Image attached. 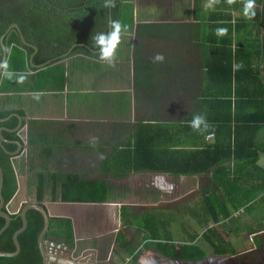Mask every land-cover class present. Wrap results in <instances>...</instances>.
I'll list each match as a JSON object with an SVG mask.
<instances>
[{"label":"trees","instance_id":"1","mask_svg":"<svg viewBox=\"0 0 264 264\" xmlns=\"http://www.w3.org/2000/svg\"><path fill=\"white\" fill-rule=\"evenodd\" d=\"M201 0H195L197 7ZM105 0H0V35L6 27L18 23L25 39L37 46L33 56L35 64L42 63L66 51L74 43H84L75 46L70 54L82 53L96 58L97 50L92 46L91 37L95 32L108 31V18L120 19L123 14L121 0H115L105 7ZM255 15H248L257 28L264 30V5L254 10ZM227 21L210 25L214 31L226 29L225 37L213 34L210 42L205 43L204 53L201 55L203 68V86L201 87L200 110L206 116L211 128L206 133H198L189 127L192 116L181 121L163 122L148 119L138 122L135 133L124 143V147L116 151L106 160L107 168H114L118 174L136 171L165 172L174 177L181 175H200L209 173L208 183L201 190V198L196 206H183L179 209L185 212L199 225H205L201 236L212 247L216 254H234L235 249L230 243V232L220 220L230 217L231 212L227 202H231L236 209L235 199L231 196L232 185L237 182L247 184L259 190H264V174L262 179H245L247 175L255 177V171H261L257 166L259 152H264V143L258 141V133L264 128V77L259 65L252 62L254 55L264 51V38L255 37L239 40L234 46L233 31L240 27H247L243 13L237 18L240 25H233L232 14H223ZM127 22V20H125ZM235 32V33H236ZM6 47L10 50L4 73H0V117L12 112L24 115L22 109L3 107L7 99L16 100L21 91L62 89L67 81L62 64L55 63L38 69L35 72L33 84L28 87L22 81L23 72L31 66L27 63L33 49L22 44L15 29L4 38ZM2 50L0 46V59ZM135 68L137 62L135 61ZM32 70H35L34 68ZM136 76V71H135ZM32 79V80H33ZM18 123L15 116L0 122L7 128H14ZM53 122L48 120H29L27 123V142L34 150H40L39 156L53 154L51 147ZM24 126V121L22 123ZM6 138L4 146L14 151L15 140L22 141L18 131L3 130ZM212 134L207 138V135ZM47 144V146H46ZM31 161V169L34 164ZM0 166L3 171V185L1 193L4 207L12 199L18 188L17 175L13 157L5 153L0 147ZM254 169V170H250ZM58 178L57 175L36 172L37 179H30L29 184L35 187L36 198L42 200L47 189L50 198L63 201L103 202L109 199L107 185L104 181L78 180L68 175V179ZM218 190L222 194L218 193ZM161 210V209H160ZM159 209L146 210L135 214L126 206L120 207V214L126 226H134L135 238L139 241L129 244L122 233H118L113 250L112 262L123 264L125 259L122 251L131 255V264L137 257L136 248L139 244L175 259L197 260L206 255L195 239L196 234L187 232L189 241L177 244L174 241L170 223L174 215H165ZM27 227L18 234L20 251L16 256H0V264H42L41 253L37 244V237L43 226V218L36 209L26 212ZM211 225H208L209 222ZM4 218L0 216V227ZM21 218L17 213L11 214L8 227L0 235V251H13V232L21 226ZM51 231L47 238H63L67 243H73L71 220L66 217H51ZM182 229L184 227L182 226ZM251 229L250 234L263 230ZM256 238V239H255ZM258 244V236L254 235ZM58 241V240H57Z\"/></svg>","mask_w":264,"mask_h":264},{"label":"crops","instance_id":"2","mask_svg":"<svg viewBox=\"0 0 264 264\" xmlns=\"http://www.w3.org/2000/svg\"><path fill=\"white\" fill-rule=\"evenodd\" d=\"M245 2L246 0H231V3L229 0H201L197 7L195 0H121L122 8H124L122 11L123 22L128 24L130 34L124 37L118 49L115 66H108L93 55L69 53L56 62L62 64L65 69L67 81L62 89L49 88L42 91L28 88L18 94L20 95L18 99H7L3 107L22 109L29 120L52 121L54 123L53 136L60 133L61 127L66 121L94 122L99 120L100 100L105 94L123 98L111 100L109 102L111 110H116L122 102L131 105L132 111L139 104H146L145 107L149 103L178 106L175 107L177 112L187 111L186 115L179 120L181 121L200 110L199 94L203 86L202 72L204 70L198 63L201 62L205 43L210 42L213 34L225 37L223 35L225 33L214 31L210 25L213 21L216 23L227 21V17L223 14L229 11L233 16L232 24L240 25L236 17L239 12L245 15ZM263 5L264 0H255L253 11ZM244 17L248 26L240 27L237 32L233 31V46L239 40L255 39L258 36L264 38V30L257 28L248 15ZM156 53L164 55L165 59L162 63L153 62ZM258 58L259 60H257ZM260 58L264 59V51L254 55L252 62L259 65L264 77V63H261ZM135 61L137 68H135ZM33 68L30 67L22 73V81L28 87L36 79L33 77L38 69L32 70ZM1 95H3L2 92H0ZM37 96L39 99H36ZM197 105L199 106L198 110ZM172 119L158 120L174 122ZM18 133L25 141L27 124ZM258 141L264 143V128L258 133ZM24 152L13 158L17 182L20 186V190L16 194L18 199L12 198L8 203V206H11L9 210L13 213L17 212L27 197L31 196V189L28 187L26 179L21 180L23 179L22 165L26 170L23 160ZM257 166L261 168V171H255L254 178L247 175L245 179H262L260 177L264 174V152L262 151L259 152ZM202 175L188 176L191 179H200L201 177L207 179L208 175ZM236 184L238 187L242 186L244 194H231L237 208L235 209L231 202H227L228 208L230 205L237 212L246 209L248 202H256V207L264 210V190L250 186L252 181L247 184L240 182ZM250 192H253L252 197H248ZM239 202L240 206H238ZM46 204L51 216L66 217L71 220L73 243L66 244L72 247V250L69 253L60 250V253L76 254V263L80 261L81 264H85L82 262L83 254H92L99 264H115L112 262L115 239L118 233L125 234L124 230L129 227L121 219L119 203L65 201L47 202ZM112 205H118V207H111ZM223 221L221 222L224 224ZM262 227L264 225L256 228L251 227L248 233L251 229ZM226 229L229 232L227 227ZM263 232L264 229L251 235L254 237V235L257 236ZM154 249L153 247L147 248L140 255L139 260H132L131 264H175L171 261L161 260L160 254L162 253ZM122 256L125 259L123 264L132 259L131 255L123 251ZM153 258H156L157 261H152ZM182 262L186 263L189 260ZM177 264H181V261Z\"/></svg>","mask_w":264,"mask_h":264},{"label":"flooded vegetation","instance_id":"3","mask_svg":"<svg viewBox=\"0 0 264 264\" xmlns=\"http://www.w3.org/2000/svg\"><path fill=\"white\" fill-rule=\"evenodd\" d=\"M114 98L117 97L105 94L100 100L99 120L97 121H66L61 127L60 133H56L52 138V142L48 144L53 154L39 156L40 150H34L32 145L28 144L26 138L28 147L24 149L23 156L26 170L23 165L22 168L24 171L23 179H26L27 185L31 189L30 195L32 196L35 192V187L29 184V181L30 179H37L36 172L42 170L45 173L58 176V178L51 176L49 179H68V175H71L78 180L104 181L109 193L107 201L119 202L120 207L129 206L134 213H140L155 206L166 212L171 211L180 214L179 209L185 206L186 203L180 206L176 203L191 197L196 190L201 191L203 187L200 186V183L207 180L196 179L199 183L192 188L191 183L188 182L192 180L191 178L183 183L178 178L180 176L169 175V179H155L153 173H151L154 171H130L125 174H118V171L114 168L106 167V160L124 147V143L135 133L139 121L148 118L171 120V118H174V114L177 115L175 107L149 103L147 107H145L146 104H139L132 111L130 109L131 105L122 102L116 110H111L109 102ZM120 98L122 97L117 98V100H120ZM93 136L99 138L95 147L89 143V138ZM30 160L34 164L33 169L30 168ZM181 185H183V188ZM59 196L57 200L60 198ZM47 198H50L49 189L46 190L42 200ZM124 236L127 243L136 242L135 237L130 238L126 233ZM50 238L67 243L63 238ZM116 241L117 237L114 246ZM185 242L188 241L182 243ZM142 245L139 244L136 252L143 247ZM139 258L140 255L134 261L139 260ZM176 260L181 261V264H220L218 259L215 261V259L206 255L197 260L189 259V262L186 263L182 261L188 259ZM152 261H157V259L153 258Z\"/></svg>","mask_w":264,"mask_h":264},{"label":"water","instance_id":"4","mask_svg":"<svg viewBox=\"0 0 264 264\" xmlns=\"http://www.w3.org/2000/svg\"><path fill=\"white\" fill-rule=\"evenodd\" d=\"M114 0H112L113 2ZM112 20L111 19V14H109V21ZM15 29L19 35V38L22 42V44L29 46L33 49V52L29 55L28 59H27V63L34 68L37 69H41L44 67H47L48 65H52L54 63H56L57 61H59V59H61L62 57H64L65 55L69 54L70 51L73 49V47L75 46H79V45H84L87 48L91 49L89 46H87L84 43H74L72 44L65 52H63L62 54L55 56L53 58L47 59L46 61L39 63V64H35L33 62V56L34 54L37 52L38 48L36 45L29 43L18 23L13 22L11 24H9L6 29L3 31V33L0 35V46H1V50H2V56L0 59V73L2 74L4 72V67L6 64V60L9 54V49L6 47L5 43H4V38L6 35H8V33L12 30ZM108 30H109V23H108ZM93 51H98L97 50H93ZM10 116H15L18 120L17 125L10 129L7 128L6 126L0 125V147L4 150L5 153L9 154L10 156H12L13 158L16 157L17 155H19L21 152L24 151V149H26L28 147V144L26 142V140H22V141H13L17 147L14 151H9L5 148L4 146V142H6V138L3 136L2 131L3 130H10V131H18L21 130L22 123L24 121V125H26L29 121L28 116L25 115H20L17 112H12L9 115L5 116V117H0V122H3L5 120H7ZM138 124L136 125L137 128ZM153 173L154 178L156 179H169V175L168 173L165 172H151ZM2 185H3V171L2 168L0 166V216L4 218V223L3 225L0 227V235L1 233L8 227L10 220H11V214L13 212H11L8 208V204L6 205V210L3 209L4 207V198L3 195L1 193L2 190ZM20 190V186L18 183V188L15 192V194L13 195L12 198H14L17 194V192H19ZM11 201V200H10ZM9 201V202H10ZM47 202H65L63 201L61 198H59L58 200H52L51 198H47L41 201H38L36 198V193L34 192L32 194V196L27 197V199L25 200L24 203H22V205L20 206L19 210L15 213H17V215L21 218V226L16 229L13 232L12 235V240L14 243V250L13 251H0V256H6V257H13L16 256L19 251H20V243L18 241V234L21 233L22 231L25 230V228L27 227V217H26V212L29 209H36L40 212V214L42 215L43 218V226L42 229L40 230L38 237H37V244L41 253V257H42V264H81L80 261H78L76 263V254H72L69 255L67 253L61 252L62 251H66V252H71L72 247H70L69 245H67L64 242L61 241H57V240H51L46 236V233L51 231L50 228V220H51V216L49 214V211L47 210ZM67 202H72V201H67ZM98 203H119V202H115V201H103V202H98ZM57 249H59V251H57ZM82 262H85V264H92L94 261H96V259L94 258V256L92 254H83L82 256ZM160 258L161 260H165V261H171L174 262L175 264H177L179 262V260L170 258L169 256L160 254Z\"/></svg>","mask_w":264,"mask_h":264},{"label":"rangeland","instance_id":"5","mask_svg":"<svg viewBox=\"0 0 264 264\" xmlns=\"http://www.w3.org/2000/svg\"><path fill=\"white\" fill-rule=\"evenodd\" d=\"M257 60H259V58ZM260 60L262 61L261 63H264V59L262 60L260 58ZM169 106L172 108L178 107L175 105H169ZM198 109H199V106L197 105V110ZM185 112L187 113V111ZM185 112L180 111L179 113L176 111L177 115L174 114V118L172 119V121L173 120L179 121L184 115H186ZM21 173H22V178H23V174H24L23 168L21 170ZM203 175H209V173H204ZM178 178L183 183L187 182L190 179L188 175H185V176L181 175ZM196 179H192L188 181L189 183H191L190 186H192V188L194 186L196 187V185H198L199 183L198 180ZM200 179H204V177H201ZM21 180L24 181L25 179H21ZM205 180L207 181L204 183H200V186L202 185L203 188L208 183V179H205ZM181 186L183 188V185ZM218 193L222 194L221 191L219 190H218ZM236 193L239 195L244 194L242 192V186L238 187L237 184L232 185L231 194L234 195ZM252 194L253 192H250L248 197H252L253 196ZM200 198H201V191L196 190L194 194L191 195V197H188L187 199H184L183 201L177 202L176 204L180 206L186 203L184 204L185 206L187 205L196 206ZM16 199H18L17 196L14 197V200ZM256 204H257L256 202H248L247 203L248 207L246 209H241V210H238L237 212H235L232 206L229 205L230 207L229 209L231 211L230 217L226 219H224L222 216L220 217V220L221 221L224 220L223 222L230 232L229 236H230L231 241L230 240L229 241L230 243H232L231 246H233V248L235 249L234 254H225V255L215 254L212 247L204 240L203 236H201V233L204 230L205 225H199L197 221L195 219H192L190 216H188L186 212L184 215H182V218L180 217L181 212L180 214H177L176 212H171V211L166 212L164 210H160L159 212L164 213L165 215H169V214L174 215L175 217H177L175 219H179V220L172 221L169 226L170 229L172 230L173 238L176 242L182 243L184 241H189L190 239L188 237L187 232L190 234H196L197 239H195V242L204 249V251L206 252V256L209 258L211 257L212 259H215V261L218 259L220 264H264V232L257 235L259 239L258 244L255 242L256 240L253 239L254 237L250 233H248L251 227L256 228L261 225H264V210L263 209L260 210L258 207H256ZM240 205L241 203L239 202L238 206ZM114 206L118 207V205H114ZM114 206L112 205L111 207H114ZM10 207L11 206H8V208ZM170 207L173 208L172 206ZM127 208L128 210H131L129 206ZM153 208L156 209V207H152V208H148L145 210H151ZM135 214H138V213L135 212ZM211 224L212 222L210 221L208 225H211ZM182 226L184 227V229H186V231L182 229ZM124 231L128 235V237L130 238L135 237L133 225L129 226ZM135 239L139 241L137 237ZM145 250L146 248L141 247L137 253V256L141 255L142 252Z\"/></svg>","mask_w":264,"mask_h":264},{"label":"clouds","instance_id":"6","mask_svg":"<svg viewBox=\"0 0 264 264\" xmlns=\"http://www.w3.org/2000/svg\"><path fill=\"white\" fill-rule=\"evenodd\" d=\"M231 3V0H229ZM112 0H105V7L111 5ZM255 7V0H246L244 5L245 15H255L253 11ZM218 32H226V29H218ZM129 26L122 22L120 19H113L109 21V30L107 32H95L92 37V46L98 49L97 57L100 62L105 63L108 66H115L118 58V49L125 36H128ZM165 57L162 53H156L153 57L154 63H162ZM36 99H39L37 96ZM189 127L198 133H206L210 130L209 124L205 115L201 113H195L189 121ZM98 137H90L89 143L95 147L98 143Z\"/></svg>","mask_w":264,"mask_h":264},{"label":"built area","instance_id":"7","mask_svg":"<svg viewBox=\"0 0 264 264\" xmlns=\"http://www.w3.org/2000/svg\"><path fill=\"white\" fill-rule=\"evenodd\" d=\"M212 134H209L207 137H211ZM92 264H99L98 261H94Z\"/></svg>","mask_w":264,"mask_h":264}]
</instances>
